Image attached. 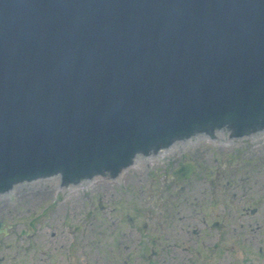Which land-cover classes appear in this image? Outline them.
<instances>
[{
  "label": "water",
  "instance_id": "95a60500",
  "mask_svg": "<svg viewBox=\"0 0 264 264\" xmlns=\"http://www.w3.org/2000/svg\"><path fill=\"white\" fill-rule=\"evenodd\" d=\"M263 127L264 0H0V193L52 179L15 186L0 204L172 141L147 157L264 141V131L243 143L187 140Z\"/></svg>",
  "mask_w": 264,
  "mask_h": 264
},
{
  "label": "rangeland",
  "instance_id": "374dc122",
  "mask_svg": "<svg viewBox=\"0 0 264 264\" xmlns=\"http://www.w3.org/2000/svg\"><path fill=\"white\" fill-rule=\"evenodd\" d=\"M180 163L194 166L185 182L173 175ZM124 170L116 187L58 201L46 183L2 202L0 264H249L243 258L254 256L250 264H264V247L258 254L254 246H264V141ZM218 242L231 248L214 256L209 248Z\"/></svg>",
  "mask_w": 264,
  "mask_h": 264
},
{
  "label": "flooded vegetation",
  "instance_id": "af4514ba",
  "mask_svg": "<svg viewBox=\"0 0 264 264\" xmlns=\"http://www.w3.org/2000/svg\"><path fill=\"white\" fill-rule=\"evenodd\" d=\"M212 224L217 225L218 222L214 221ZM254 246H255V251H257L258 254H261V252L263 251V247L264 246L261 245L259 242L255 243ZM229 248H231V247L223 244V242H218V243L212 244L211 247L209 248V251L214 256H217L219 251L229 250ZM242 250L243 251H247L246 253L248 255H251V253H252V251H250L247 247H243ZM254 258H252L251 260H250V258H243V259L246 260V262L249 263V264L250 263H255V262L258 263V261H257L258 260V257L257 256H254ZM195 263H196V260L195 259H192V260H190V263H188V264H195Z\"/></svg>",
  "mask_w": 264,
  "mask_h": 264
},
{
  "label": "bare ground",
  "instance_id": "6f19581e",
  "mask_svg": "<svg viewBox=\"0 0 264 264\" xmlns=\"http://www.w3.org/2000/svg\"><path fill=\"white\" fill-rule=\"evenodd\" d=\"M167 155H168V154H167ZM163 156H166V155H160V156H153V157L140 158V159L138 160V162L149 164V163L154 162L157 158H161V157H163ZM119 177H120V176H119ZM52 184H53V186H54V188H55L56 191H58V190L61 191V187H60V185H59V182H52ZM65 193H67V192H65Z\"/></svg>",
  "mask_w": 264,
  "mask_h": 264
}]
</instances>
